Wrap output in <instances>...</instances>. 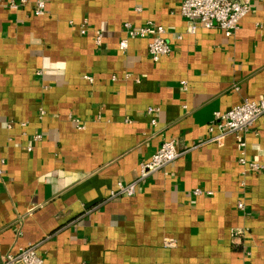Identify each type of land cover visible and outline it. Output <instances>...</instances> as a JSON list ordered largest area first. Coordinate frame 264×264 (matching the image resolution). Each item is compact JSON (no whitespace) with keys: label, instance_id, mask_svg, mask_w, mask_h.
Segmentation results:
<instances>
[{"label":"crops","instance_id":"obj_1","mask_svg":"<svg viewBox=\"0 0 264 264\" xmlns=\"http://www.w3.org/2000/svg\"><path fill=\"white\" fill-rule=\"evenodd\" d=\"M181 1L46 0L35 14L0 0V256L35 244L43 264H264V170H245L233 135L208 141L215 111L264 98V0L232 35L188 31ZM124 21L162 24L170 51L151 59L148 35L121 51ZM166 139L183 153L139 179ZM244 139L264 162V114Z\"/></svg>","mask_w":264,"mask_h":264},{"label":"built area","instance_id":"obj_2","mask_svg":"<svg viewBox=\"0 0 264 264\" xmlns=\"http://www.w3.org/2000/svg\"><path fill=\"white\" fill-rule=\"evenodd\" d=\"M28 0H9V5L16 7L20 4L26 3ZM46 0H34L33 12L35 14H43L45 12ZM250 10V0H182L180 4L181 14L187 20V30L195 31L197 26L201 25L206 28L218 27L222 28L226 35H232L238 28L240 19ZM88 20L84 18L80 24V31L86 30ZM164 26L162 24H155L151 21H146L140 25H133L129 21L123 22L124 35L119 39L118 47L121 51H125L128 47L129 36H150L147 48L148 53L153 60H158L162 54L170 51V45L164 38ZM180 36V35H179ZM102 40V34L97 33L95 42L99 44ZM128 76V73H125ZM87 78L92 79L91 76L86 75ZM113 78L116 76L113 74ZM184 82V80H183ZM157 107L148 106L146 108L147 114L151 116V124H156L155 113ZM43 113V112H42ZM264 114V98L257 100L243 99L241 102L233 105L227 111H215L213 119L218 122L220 131L217 135L209 137L208 141H215L222 144L227 135H233L241 147L238 162L247 171H261L264 170V162L248 159L244 153L246 145L244 135L252 126L254 121ZM78 120H76L77 122ZM78 128H83V125L78 123ZM212 126H209V131ZM42 134L37 133L33 136L34 140H40ZM28 150L31 147H27ZM183 151L177 149L173 139H166L162 141L158 149L151 155V157L142 161L139 165V179H143L152 173L162 169L167 164L177 159ZM136 181L129 183H117V189L112 191V196L115 195H133L135 192ZM202 192L201 189H195L194 194L198 195ZM238 208H242V201L236 203ZM238 232L232 231V235H237ZM166 246L174 245L173 239H165ZM0 264H43L42 257L36 251L35 244H29L19 247L16 252H7L0 256Z\"/></svg>","mask_w":264,"mask_h":264}]
</instances>
